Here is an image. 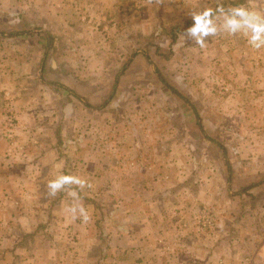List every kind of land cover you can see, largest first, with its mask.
<instances>
[{"label": "rangeland", "instance_id": "374dc122", "mask_svg": "<svg viewBox=\"0 0 264 264\" xmlns=\"http://www.w3.org/2000/svg\"><path fill=\"white\" fill-rule=\"evenodd\" d=\"M17 1L0 12V169L17 171L12 176L19 182L42 177L44 183L33 187L32 198L23 188L7 201V212L19 210L26 217L32 208L35 225L22 218L11 236L0 231V264H176L180 250L159 252L169 238L174 245L175 232L161 230L154 245L142 238L132 252L127 233L118 246L112 227L119 222L127 230V205L141 192L137 180L147 181L146 194L157 187L151 192L162 194L165 182L168 192L171 186L200 188L202 204L212 195L208 184L214 175L207 168L264 170V48L253 49L243 34L226 32L207 37L201 48L183 35L194 24L191 14L181 16L180 25L164 28L152 16L144 25L154 0L107 12L98 4L61 0L50 13L37 8L38 0L15 6ZM157 2L163 8L182 0ZM190 3L192 11L243 6L264 16V0ZM245 59L252 78L244 72ZM256 171L245 175L243 187L227 189L216 174L214 192L226 200L242 196L240 212L253 229L258 223L251 216L260 222L264 245V171ZM61 174L91 187L71 185L50 196L47 182ZM70 189L79 193L87 222L72 219L63 208L51 214L62 194L68 199L65 211L74 203ZM62 214L61 222L50 224ZM193 216L199 231L215 230L216 213ZM206 216L214 219L210 229L198 224ZM79 225L85 229L79 232ZM54 231L59 234L49 233ZM255 250L248 257L264 264L263 251ZM228 255L233 260L225 264H234L238 255Z\"/></svg>", "mask_w": 264, "mask_h": 264}, {"label": "crops", "instance_id": "0c3cea01", "mask_svg": "<svg viewBox=\"0 0 264 264\" xmlns=\"http://www.w3.org/2000/svg\"><path fill=\"white\" fill-rule=\"evenodd\" d=\"M17 1V0H15ZM135 0H82V7L88 6H96L95 4H98L99 10L102 12H107L106 9L111 8V11L119 10L123 7H129L131 3H133ZM10 0H0V12L7 11V6H9ZM61 0H42L37 1L36 6L37 8L41 9L43 7H46V12L50 13V11L54 10V5L59 4ZM152 4L151 1L148 3L149 9L146 21L144 22V25H148L150 21V16L153 17L154 21L158 22L160 26L168 27L169 25L173 23H177L180 25V19L181 16L184 17V14H191L193 12H200L203 9L201 6L197 10H191L189 9V5L191 4V0H182V3L178 5H174L171 7L163 6L161 8V3L157 2V0L153 1ZM15 3V6H21L23 5V2L21 0H18ZM158 3V4H157ZM217 8V7H214ZM213 8V9H214ZM258 12H261L257 9H255ZM50 19H54V15L50 17ZM221 33H218L216 37H219ZM7 40V39H4ZM12 40V39H10ZM16 41H19L16 39ZM51 44V42H49ZM48 44V49L50 45ZM264 56V55H263ZM243 69L246 75H250L249 72H252V69L249 66L248 59L244 60L243 63ZM258 71V70H257ZM263 71V70H261ZM259 72V71H258ZM264 72V71H263ZM251 74L250 78H252ZM10 91L6 92L5 95L9 94ZM4 93L1 92L0 89V98L2 97L4 99ZM1 99H0V106H1ZM1 108H0V121H1ZM208 173L213 174V177H210V183L208 184L209 191H212V195L207 196V200L204 199L202 201V204H199V199L203 198V192H199V189L196 191L194 188L190 191H188V187H182L180 186H171L170 192H168V188L166 186V182L162 186V194H155L151 192V190H159V188H151L150 192L146 194L144 192L147 186L146 180H137L135 181V188L137 186L141 187L140 193H137L136 195H132L130 198L129 204L127 205V212H126V219L128 220L127 223L130 222L128 225L127 230L123 231L120 230L121 226L118 223H115L114 228L112 230L113 234L117 236V240L124 236L125 233H127V242L126 246L132 251L135 252L134 248L138 245H141V239H147V243H153L156 244V240L158 237V232L161 230H164L166 232L163 233V235L167 234L168 232H175L177 235V240H175L174 245L172 246V242L169 244V239H167V245L161 246L159 252L165 251L166 253L169 252L167 250H175L178 252L180 250V259L177 260L176 264H214V261L220 260L221 264H225L228 261H232L228 259V253L230 254H237L238 257L236 259L234 258V264H255V260L258 259V257H248L250 252L253 250L254 246L256 247L255 252L258 250L263 251L264 255V245H262L261 239V229H260V222H256V219H253L251 216L250 220H253L255 225V229H253V226L251 225V222H245L246 215H243L241 210V201L240 197L242 196H236V197H230L232 199L226 200L224 199L223 195L217 194V191L214 192V189L217 188V184H215V178L216 174H221L220 176V182L223 183L225 189L228 188V185L235 186V187H243L244 183L247 181L245 178V175L249 173L250 170H257L256 172L264 171L262 168H207ZM53 170V169H52ZM48 171L49 173L52 172ZM201 170L198 168V171ZM17 171L9 170L6 172L5 168L0 169V206L2 207V210H0V231L2 233V236H11L13 234V230L17 231V226H21L22 218L26 219V222L28 224H34L33 223V215H32V208H28L29 214L23 215V213L19 210H13L7 212V208H5L6 204H11L7 202L8 200L14 199L13 195H17L19 191L24 188L26 189L25 194L32 195V189L33 187L35 189L38 188L39 183H44V179L41 177L38 180L34 181L31 180L29 182H19L18 176H12V174H16ZM40 173V171L38 172ZM37 173V174H38ZM229 178V179H228ZM231 178V179H230ZM228 179V182H227ZM159 181L164 182L161 180V178H158ZM232 180V182L230 181ZM42 181V182H41ZM245 181V182H244ZM244 182V183H243ZM159 183V182H158ZM242 183V184H241ZM149 185V184H148ZM156 185V183L150 184L149 186ZM227 185V186H226ZM199 186V184H198ZM218 186H222V184H219ZM215 187V188H214ZM223 187V186H222ZM197 188V187H196ZM149 189V188H147ZM143 190V191H142ZM175 191V195L173 194ZM6 192V193H5ZM144 192V193H143ZM214 192V195H213ZM5 193V195H3ZM183 193V195H181ZM184 193L186 197H184ZM188 193H190L189 196ZM229 195L234 196L236 194L232 192H228ZM155 194L153 197L152 195ZM9 196L8 199L6 196ZM63 195V201L59 202L58 205H55V207L52 209L51 214L54 215H60L62 208L65 214L68 211H65L66 206H68V202H66L65 199H67V196ZM2 197V198H1ZM36 197V195L34 196ZM16 198V196H15ZM189 199V201L187 200ZM244 198V197H243ZM68 201V199H67ZM61 204H64L61 206ZM13 205V204H12ZM205 205V206H203ZM116 209V207H115ZM211 211L213 213H216L217 215V224L215 227V230L212 232L211 230H205V231H199L194 223V218L196 214L204 213ZM25 212V211H24ZM116 212V211H115ZM114 212V213H115ZM62 216H59L55 219V217H52V223L55 224L57 221L63 219ZM29 218L31 220H29ZM120 219V215H119ZM69 221L68 216L65 218V221ZM250 221L249 219H247ZM29 221L31 223H29ZM14 222V223H13ZM19 222V223H18ZM188 222L189 225L186 223ZM46 223V222H44ZM161 223V224H160ZM247 225H246V224ZM60 224V223H59ZM184 224H187V228L184 226ZM35 225V224H34ZM79 227V232L85 229L81 225ZM47 231V230H46ZM12 232V233H11ZM48 232V231H47ZM123 232V233H122ZM56 233L54 232H49ZM162 235V236H163ZM161 236V237H162ZM159 237V238H161ZM156 238V239H155ZM173 239V237H172ZM264 239V238H262ZM118 246L124 244V241H117ZM145 244V240H143L142 245ZM168 245L170 246L168 248ZM152 247V245H150ZM133 248V249H132ZM168 248V249H167ZM136 249V248H135ZM223 254V256L221 255ZM219 256V258L217 257ZM259 256V255H258ZM233 263V262H231Z\"/></svg>", "mask_w": 264, "mask_h": 264}, {"label": "clouds", "instance_id": "9594fccd", "mask_svg": "<svg viewBox=\"0 0 264 264\" xmlns=\"http://www.w3.org/2000/svg\"><path fill=\"white\" fill-rule=\"evenodd\" d=\"M191 18L194 24L188 27L183 35L185 39L194 40L195 44L201 48L206 46L207 37H214L220 32H226L229 35L241 33L247 38L253 49L264 48V16L258 12L243 6L232 7L227 10L218 6L215 10L208 7L200 12H193ZM71 185H76L80 189L91 187L87 181L73 175L61 174L47 182L49 195L53 197ZM68 194L74 201L67 209L71 218H81L83 222H87L90 217L85 207L78 202L79 193L70 189Z\"/></svg>", "mask_w": 264, "mask_h": 264}, {"label": "built area", "instance_id": "2783aa9c", "mask_svg": "<svg viewBox=\"0 0 264 264\" xmlns=\"http://www.w3.org/2000/svg\"><path fill=\"white\" fill-rule=\"evenodd\" d=\"M198 224H199L200 228H209V229L212 228L215 225L214 219L210 218V217H207V216L205 218H203L202 220H200L198 222Z\"/></svg>", "mask_w": 264, "mask_h": 264}]
</instances>
